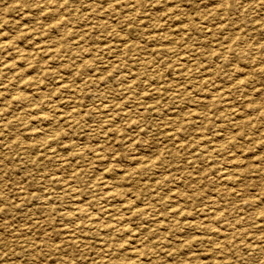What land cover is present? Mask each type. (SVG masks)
<instances>
[{
	"label": "rangeland",
	"instance_id": "rangeland-1",
	"mask_svg": "<svg viewBox=\"0 0 264 264\" xmlns=\"http://www.w3.org/2000/svg\"><path fill=\"white\" fill-rule=\"evenodd\" d=\"M133 1L0 0V264H264V0Z\"/></svg>",
	"mask_w": 264,
	"mask_h": 264
},
{
	"label": "bare ground",
	"instance_id": "bare-ground-1",
	"mask_svg": "<svg viewBox=\"0 0 264 264\" xmlns=\"http://www.w3.org/2000/svg\"><path fill=\"white\" fill-rule=\"evenodd\" d=\"M133 1V0H132ZM252 1V0H251ZM133 2H135V1H133ZM254 2V1H253ZM133 4V3H132ZM159 4H160V2H159ZM240 4V3H239ZM264 5V4H263ZM257 7V6H256ZM261 11V10H260ZM173 12H175V11H173ZM263 12V11H262ZM261 13V12H260ZM216 16V15H215ZM127 21V20H126ZM225 21V20H224ZM204 23V22H203ZM167 24V23H166ZM169 24V23H168ZM163 25V24H162ZM215 26V25H214ZM209 27V26H208ZM172 28V27H171ZM178 28V27H177ZM201 28V27H200ZM150 29V28H149ZM160 29V28H159ZM152 31V30H151ZM179 31V30H178ZM186 31V30H185ZM180 32V31H179ZM204 33V32H203ZM237 34V33H236ZM149 35V34H148ZM241 35V34H240ZM237 36V35H236ZM149 38V37H148ZM171 38V37H170ZM233 38V37H232ZM117 39V38H116ZM167 39H169V38H167ZM7 40V39H6ZM8 40H9V38H8ZM114 40V39H113ZM211 40V39H210ZM3 41H5V40H3ZM124 41V40H123ZM264 41V40H263ZM1 42V41H0ZM181 42V41H180ZM183 42V41H182ZM228 42V41H227ZM226 42V43H227ZM7 43H9V42H7ZM11 43V42H10ZM184 43V42H183ZM182 43V44H183ZM208 43H210V42H208ZM180 45H182L181 43H179ZM178 44V45H179ZM210 44H212V43H210ZM1 45V44H0ZM12 45V44H11ZM254 45V44H253ZM256 45V44H255ZM258 45V44H257ZM155 46V45H154ZM213 46V45H212ZM249 46H250V44H249ZM6 47V46H5ZM8 47V46H7ZM155 47H157V46H155ZM207 47V46H206ZM210 47V46H209ZM252 47V46H251ZM253 47H255V46H253ZM1 48V47H0ZM3 48V47H2ZM118 48H121V47H118ZM99 49V48H98ZM126 50V49H125ZM176 50V49H175ZM185 50V49H184ZM183 50V51H184ZM189 50V49H188ZM229 50H232V48L231 49H229ZM105 51V50H104ZM116 51V50H115ZM123 51V50H122ZM126 51H128V49L126 50ZM191 50H189V52H190ZM251 51V50H250ZM254 51V50H253ZM252 51V52H253ZM174 52V51H173ZM188 52V51H187ZM101 53V52H100ZM232 53V52H231ZM230 54V53H229ZM252 54V53H251ZM231 55V54H230ZM253 55V54H252ZM264 55V54H263ZM244 56V55H243ZM247 56V55H246ZM255 57H256V55H255ZM112 58V57H111ZM188 58V57H187ZM244 58V57H243ZM247 58V57H246ZM248 58H249V56H248ZM256 58H259V57H256ZM148 59V58H147ZM185 59V58H184ZM242 59V58H241ZM188 60H189V58H188ZM256 60V59H255ZM245 61V60H244ZM189 62V61H188ZM263 62V61H262ZM179 63V62H178ZM247 63V62H246ZM188 64V63H187ZM191 64H193V63H191ZM250 64V63H249ZM257 64H258V62H257ZM256 64V65H257ZM252 65V64H251ZM250 65V66H251ZM173 66H174V64H173ZM253 66V65H252ZM172 67V66H171ZM168 68V67H167ZM244 68V67H243ZM166 69V68H165ZM193 70H194V68H193ZM128 72V71H127ZM182 72V71H181ZM194 72V71H193ZM132 73V72H131ZM207 73V72H206ZM260 73V72H259ZM207 74H209V73H207ZM131 75H133V74H131ZM174 75V74H173ZM204 75H205V73H204ZM246 75V74H245ZM258 75V74H257ZM241 76H243V75H241ZM176 77V76H175ZM204 78V77H203ZM174 79V78H173ZM237 80V79H236ZM261 80V79H260ZM126 81V80H125ZM124 81V82H125ZM181 81V80H180ZM243 81V80H242ZM127 82H128V80H127ZM176 82V81H175ZM151 83V82H150ZM233 83H235V81L233 82ZM250 83H252V82H250ZM125 84V83H124ZM129 84V83H128ZM159 84V83H158ZM258 84V83H257ZM121 85V84H120ZM243 85H244V83H243ZM264 85V84H263ZM153 86V85H152ZM155 86V85H154ZM240 86H241V84H240ZM245 86V85H244ZM69 87V86H68ZM136 87V86H135ZM243 86H241V88H242ZM62 88V87H61ZM182 88H184V87H182ZM231 88V87H230ZM62 90H63V88H62ZM66 90V89H65ZM161 90H163V89H161ZM182 90V89H181ZM232 90V89H231ZM253 90V89H252ZM184 91V90H183ZM227 91V90H226ZM242 91H244V94L246 93V91L245 90H243L242 89ZM216 93V92H215ZM222 93V92H221ZM72 94V93H71ZM75 94V93H74ZM79 94V93H78ZM220 94V93H219ZM256 94V93H255ZM68 95H70V93L68 92ZM122 95V94H121ZM177 95V94H176ZM221 95V94H220ZM222 95H223V93H222ZM129 96H131L130 94H129ZM144 96V95H143ZM242 96H243V94H242ZM246 96V95H245ZM73 97V96H72ZM95 97V96H94ZM147 97V96H146ZM109 98V97H108ZM237 98V97H236ZM69 99H70V97H69ZM63 101V100H62ZM67 101H69V100H67ZM142 101V100H141ZM229 101V100H228ZM70 102V101H69ZM96 102H98V101H95V103ZM101 102H104V101H101ZM208 102V101H207ZM94 103V102H93ZM206 103V102H205ZM242 103V102H241ZM64 104V103H63ZM69 105H70V103H68ZM105 104V103H104ZM67 105V104H66ZM73 105V104H72ZM114 106V105H113ZM63 107H65L64 105H63ZM99 107V106H98ZM119 107V106H118ZM70 108V107H69ZM72 108V107H71ZM70 108V109H71ZM255 108V107H254ZM116 109V108H115ZM247 109V108H246ZM259 109V108H258ZM258 109H256V110H258ZM220 110V109H219ZM249 110V109H248ZM254 110V109H253ZM78 111V110H77ZM212 111V110H211ZM67 112H69V111H67ZM100 112H102V109H101V111ZM109 112V111H108ZM108 112H106L107 114H108ZM165 112V111H164ZM105 113V112H104ZM111 113V112H110ZM118 113V112H117ZM261 114H262V112H260ZM259 113V115H261ZM78 114V113H77ZM96 114H98V113H96ZM115 114V113H114ZM126 114H128L127 112H126ZM159 114V113H158ZM209 114H211V113H209ZM232 114V113H231ZM236 114H237V112H236ZM76 115V114H75ZM100 115V114H99ZM98 115V116H99ZM120 115V114H119ZM225 116V115H224ZM243 116V115H242ZM241 116V117H242ZM262 116H263V114H262ZM115 117H117V115L116 116H114V118ZM221 117H222V115H221ZM190 119H192V118H190ZM219 119H223V118H219ZM234 119V118H233ZM114 120V119H113ZM113 120H110V121H113ZM127 120H129V121H131L130 119H127ZM207 120V119H206ZM257 120V119H256ZM108 121V120H107ZM170 121V120H169ZM123 122V121H122ZM199 122V121H198ZM226 122V121H225ZM241 122H244V121H241ZM256 122V121H255ZM16 123V122H15ZM111 123V122H110ZM127 123H128V121H127ZM133 123V122H132ZM203 123V122H202ZM221 123V122H220ZM239 122H237V124H238ZM104 124V123H103ZM105 125H107V123H105ZM104 125V126H105ZM163 125V124H162ZM199 125V124H198ZM203 125V124H202ZM109 126V125H108ZM158 126H160V125H158ZM106 127V126H105ZM217 127V126H216ZM231 127V126H230ZM109 128V127H108ZM105 129H107V128H105ZM109 130H110V128H109ZM93 131V130H92ZM106 131V130H105ZM163 131V130H162ZM104 132V131H103ZM112 131H110V133H111ZM250 131H248V133H249ZM114 133H115V131H114ZM207 134H208V132H207ZM108 135H109V133H108ZM116 135V134H115ZM209 135V134H208ZM245 135V134H244ZM92 136V135H91ZM111 136V135H110ZM114 136V135H113ZM206 136V135H205ZM222 136V135H221ZM1 137V136H0ZM101 137V136H100ZM218 137V136H217ZM244 137V136H243ZM3 138V137H2ZM1 138V139H2ZM105 138V137H104ZM106 139V138H105ZM108 139V138H107ZM214 139V138H213ZM218 139V138H217ZM220 139V138H219ZM200 142V141H199ZM198 142V143H199ZM211 142V141H210ZM129 143V142H128ZM188 143H190V142H188ZM201 143V142H200ZM199 143V144H200ZM207 144V143H206ZM124 145H126V144H124ZM202 145H203V143H202ZM209 145V144H208ZM9 147V146H8ZM173 147V146H172ZM209 147V146H208ZM213 148V147H212ZM5 149V148H4ZM50 150H52V149H50ZM129 150H131L130 148H129ZM192 150H194V149H192ZM45 151H47V150H45ZM139 151V150H138ZM189 151V150H188ZM133 152V151H132ZM193 152V151H192ZM201 152H202V150H201ZM204 152V151H203ZM202 152V153H203ZM216 152V151H215ZM229 152V151H228ZM227 152V153H228ZM139 153H140V151H139ZM196 153V152H195ZM201 153V154H202ZM219 152L217 151V154H218ZM132 154V153H131ZM136 154V153H135ZM206 154V153H205ZM214 154V153H213ZM222 154V153H221ZM134 155V154H133ZM137 155V154H136ZM139 155V154H138ZM204 156V155H203ZM219 156L221 157V155L219 154ZM57 157V156H56ZM189 158V157H188ZM191 158V157H190ZM200 158V157H199ZM214 158V157H213ZM231 158V157H230ZM55 159V158H54ZM58 159H60V158H58ZM139 159V158H138ZM162 159V158H161ZM206 159V158H205ZM228 159V158H227ZM226 159V160H227ZM232 159V158H231ZM53 160V159H52ZM57 160V159H56ZM204 160V159H203ZM230 160V159H229ZM65 161V160H64ZM140 161V160H139ZM152 161H154V160H152ZM223 161V160H222ZM233 161V160H232ZM54 162V161H53ZM59 162V161H58ZM62 162V161H61ZM63 163V162H62ZM194 163V162H193ZM217 163V162H216ZM223 163V162H222ZM233 163V162H232ZM158 164V163H157ZM157 164H156V166H157ZM161 164V163H160ZM224 164V163H223ZM226 164V163H225ZM135 165V164H134ZM192 165V164H191ZM237 165V164H236ZM137 166V165H136ZM155 166V167H156ZM180 167H181V165H180ZM228 167H229V164H228ZM182 168H183V166H182ZM225 168V167H224ZM223 168V169H224ZM180 169V168H179ZM220 169V168H219ZM222 169V168H221ZM178 170V169H177ZM155 173V172H154ZM168 173V172H167ZM172 173V172H171ZM185 173V172H184ZM197 173V172H196ZM1 174V173H0ZM165 175V174H164ZM173 175V174H172ZM163 176V175H162ZM230 176V175H229ZM178 177V176H177ZM220 178V177H219ZM105 180V179H104ZM223 181V180H222ZM72 182V181H71ZM70 182V183H71ZM74 182H75V180H74ZM105 182V181H104ZM111 182V181H110ZM170 182V181H169ZM172 182V181H171ZM170 182V184L169 185H171L172 183ZM99 184V183H98ZM110 184V183H109ZM260 184V183H259ZM68 185V184H67ZM71 185V184H70ZM70 185H68V186H70ZM108 185V184H107ZM183 186V185H182ZM66 188H67V186H65ZM98 187V186H97ZM65 188V189H66ZM106 189V188H105ZM169 192V191H168ZM178 192V191H177ZM175 193H176V191H175ZM174 193V195L176 196V194ZM235 193V192H234ZM179 194V193H178ZM233 194V193H232ZM180 195V194H179ZM73 196H75V195H73ZM178 196V195H177ZM76 197V196H75ZM93 197V196H92ZM179 197H181V196H179ZM45 198V197H44ZM173 198V197H172ZM129 199V198H128ZM131 199V198H130ZM133 199V198H132ZM183 200V199H182ZM213 200V199H212ZM133 202H134V200H132ZM92 202H93V200H92ZM128 202V201H127ZM131 203V202H130ZM129 202H128V205L130 204ZM73 204H75V203H73ZM110 204V203H109ZM111 205V204H110ZM127 205V204H126ZM131 205V204H130ZM73 206V205H72ZM135 206V205H134ZM216 206V205H215ZM131 207V206H130ZM129 207V208H130ZM107 208H109V207H107ZM128 208V207H127ZM156 208V207H155ZM163 208V207H162ZM168 208V207H167ZM213 208V207H212ZM109 209H111V207L109 208ZM113 209V208H112ZM126 209V208H125ZM138 209V208H137ZM149 209V208H148ZM214 209V208H213ZM221 209V208H220ZM226 209H227V207H226ZM123 210V209H122ZM127 211H128V209H126ZM130 210V209H129ZM145 210V209H144ZM144 210L142 211L143 213H144ZM147 210V209H146ZM173 210V209H172ZM208 210V209H207ZM77 211V210H76ZM107 211V210H106ZM113 211H114V209H113ZM113 211H111V212H113ZM150 211H152V209L150 210ZM154 211V210H153ZM177 211V210H176ZM218 211V210H217ZM105 211H103V213H104ZM111 212H109V213H111ZM200 212V211H199ZM219 212V211H218ZM225 212V211H224ZM65 213V212H64ZM136 213V212H135ZM151 213V212H150ZM154 213V212H153ZM178 213V212H177ZM217 213V212H216ZM81 214H82V210H81ZM126 214V213H125ZM145 214H146V212H145ZM145 214H144V216H145ZM157 214H158V212H157ZM225 214V213H224ZM224 214H223V217H224ZM104 215V214H103ZM106 215V214H105ZM114 215V214H113ZM117 215V214H116ZM127 215H129V214H127ZM127 215H126V217H127ZM141 215H142V213H141ZM154 215H156V214H154ZM174 215H176V214H174ZM188 215V214H187ZM199 215H201L200 213H199ZM202 215H204V214H202ZM212 215V214H211ZM226 215H227V212H226ZM124 216V215H123ZM148 216H149V213H148ZM161 216V215H160ZM159 216V217H160ZM185 216V215H184ZM79 217H80V215H79ZM112 217V216H111ZM130 217H131V215H130ZM151 217H153V216H151ZM151 217H149V218H146V219H150ZM167 217V216H166ZM172 217V216H171ZM189 217V216H188ZM187 217V218H188ZM202 217H204V216H202ZM210 217V216H209ZM208 217V218H209ZM67 218V217H66ZM115 218V217H114ZM124 218V217H123ZM164 218H165V216H164ZM190 218H192V220H195V219H193L194 217H190ZM189 218V219H190ZM207 218V217H206ZM205 218V219H206ZM207 218V219H208ZM68 219V218H67ZM152 219V218H151ZM154 220H155V217L153 218ZM173 219H174V216H173ZM172 219V220H173ZM177 219V218H176ZM188 219V220H189ZM211 219V218H210ZM114 220V219H113ZM181 220V219H180ZM224 220V219H223ZM121 221H122V219H121ZM174 221V220H173ZM178 221V220H177ZM206 221V220H205ZM204 221V222H205ZM120 222V221H119ZM151 222V221H150ZM152 222H154V221H152ZM197 222V221H196ZM217 222V221H216ZM215 222V224H217ZM222 222V221H221ZM174 223V222H173ZM200 223V222H199ZM206 224H207V222H205ZM209 223H211V222H209ZM213 223V222H212ZM119 224V223H118ZM186 224V223H185ZM202 224V223H201ZM219 224V223H218ZM187 225V224H186ZM198 225V224H197ZM174 226H176V224L174 225ZM189 226V225H188ZM212 226H214V225H212ZM163 227V226H162ZM166 227V226H165ZM200 227V226H199ZM204 227V226H203ZM223 227V226H222ZM190 228H191V226H190ZM211 228V227H210ZM76 229H78V228H76ZM162 229V228H161ZM205 229V228H204ZM65 231V230H64ZM63 231V233L65 234L66 232H64ZM70 231H71V229H70ZM158 231H160V230H158ZM175 232V231H174ZM215 232H216V230H215ZM214 232V233H215ZM218 232V231H217ZM73 233V232H72ZM72 233H69V235L70 234H72ZM163 233V232H162ZM160 234V233H159ZM183 234H184V232H183ZM162 235V234H161ZM74 236V235H73ZM225 236V235H224ZM76 237V236H75ZM157 237V236H156ZM182 237H183V235H182ZM154 238V237H153ZM76 239V238H75ZM169 239V238H168ZM167 239V240H168ZM69 240V239H68ZM172 240H173V238H172ZM171 240V241H172ZM213 240V239H212ZM75 240L73 239V241L72 240H70V242H74ZM184 241V240H183ZM224 241V240H223ZM225 241H227V240H225ZM214 242V241H213ZM194 243V242H193ZM221 243V242H220ZM227 243V242H226ZM3 244V243H2ZM81 244V243H80ZM83 244V243H82ZM208 244H210V243H208ZM164 248V247H163ZM162 248V249H163ZM186 248V247H185ZM59 250V249H58ZM57 250V251H58ZM139 250V249H138ZM141 251H143V250H141ZM222 251V250H221ZM167 252H169L170 253V251H167ZM135 255V254H134ZM165 255H167V254H165ZM136 256V255H135ZM168 256V255H167ZM137 257V256H136ZM96 260V259H95ZM100 260V259H99ZM204 264H206V263H204Z\"/></svg>",
	"mask_w": 264,
	"mask_h": 264
}]
</instances>
